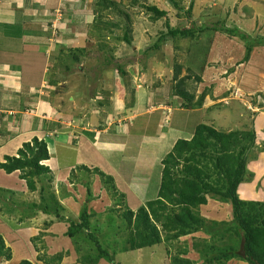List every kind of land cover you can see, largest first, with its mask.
Instances as JSON below:
<instances>
[{
    "label": "rangeland",
    "instance_id": "374dc122",
    "mask_svg": "<svg viewBox=\"0 0 264 264\" xmlns=\"http://www.w3.org/2000/svg\"><path fill=\"white\" fill-rule=\"evenodd\" d=\"M64 1L68 7L58 4L59 0L51 1L42 13L40 31L42 42L49 43L53 51L61 39L58 32L69 30L72 48L44 56L42 65L47 71L41 78L40 90L28 96V101L26 90L14 106L2 108L14 114L0 115V163L5 157L17 158V143L36 138L46 144L49 159L42 164L50 171L36 184L35 192H29L20 180L21 173L7 175L0 170V236L10 251L0 249V264H19L22 260L32 264H44L43 260L83 264L95 259L97 254L85 233L69 239L68 224L52 213L58 209L64 219L78 221L84 204L92 214L90 232L111 259L108 263L100 258L96 264H172L176 257L193 264H247L234 231H224L235 228L230 206L218 199L207 197L206 205L194 211L204 221V231L202 228L143 250L130 249L132 236L121 215L129 210L136 212L155 198L161 161L177 140L189 139L199 124L218 131L255 134L256 147L247 155V174L236 193L245 202H264V48H254L248 60L243 61L244 44L222 32L172 40L166 37L165 19L154 21L143 7L166 10L170 28H188L192 22L198 26L222 22L227 29L235 28L255 38L264 37V0H175L176 6L168 0H112L121 6L119 16L114 10L101 12V0ZM57 5L60 10L51 18ZM97 17L110 28L102 25L103 31L95 29L93 21ZM124 25H129L130 45L122 41ZM160 35H165V40L146 56L144 52ZM14 36L12 28L1 26L0 47L6 44L5 38L8 41ZM72 53L79 62L70 58ZM110 58L128 59L132 67L126 65L124 71L133 79L120 78L112 71V64L102 67ZM176 64L182 67L180 77L192 76L185 89L196 99L204 94L200 110L188 112L179 107L180 101L172 93ZM65 69H69L68 73ZM193 76L199 77V82ZM130 122L133 127L129 129ZM97 136L103 141L108 137L106 141L120 147L113 160L104 163L95 153L97 147L90 146ZM199 167L212 174L210 182L214 185L211 164L200 160ZM102 172L114 178L120 197L115 189L111 191L113 185H107ZM86 189L91 191L89 202ZM40 198H45L50 215L41 212L44 204ZM211 222L225 226L219 230ZM216 233L222 234L218 238L221 244L216 237L212 240ZM161 236L164 238L162 232ZM226 246H233L235 257L207 263L215 255L220 256ZM8 254L11 260L7 263L4 259Z\"/></svg>",
    "mask_w": 264,
    "mask_h": 264
},
{
    "label": "trees",
    "instance_id": "16d2710c",
    "mask_svg": "<svg viewBox=\"0 0 264 264\" xmlns=\"http://www.w3.org/2000/svg\"><path fill=\"white\" fill-rule=\"evenodd\" d=\"M168 1L173 6H176L175 0ZM100 5L102 8L101 12L114 10L117 11L118 16L122 15V11L119 10L121 6L112 0H101ZM143 7L151 14L154 21L165 19L167 29L166 37H170L172 40L177 38L187 40L195 38V35H201L206 32H222L228 37L238 39L244 44L245 57L243 61L248 60L254 48H264V37L257 36L251 38L245 33H240L235 28L227 29L222 22L221 24L203 23L200 26L192 22L188 28H170L166 10L158 9V7L152 5ZM188 16L190 17L189 12ZM125 18L127 19V17ZM93 22L96 26L95 29L98 31H101V28L103 31V26L110 28V24L102 23L100 17L94 19ZM114 27L118 28L119 26L114 24ZM121 30L123 31L122 41L130 45V41L127 38L130 31L129 25H124L121 27ZM164 40L165 35H160L155 44L144 52L145 55L158 50L160 43ZM79 51L84 52L85 50ZM69 56H71L70 58L74 62H79L78 57L73 53ZM110 64L113 67L112 71H115L122 79L127 77L124 67L126 65L132 67V63L128 59L112 60L110 58V60H106L101 65L102 67H108ZM64 71L68 73L69 69H65ZM181 72L182 67L178 64L174 65L172 93L180 101L179 107L181 109L188 112L200 110L203 106L204 94L196 99L193 94L188 92L185 89V84L192 79V76L180 77ZM189 74L192 73L189 71ZM193 77L194 80L199 82V77ZM255 142V134L251 131H218L206 124L197 125L189 139L177 140L171 151L161 161L160 182L155 198L141 205L136 209V212L129 210L121 215L132 236L129 241L130 249L133 251L149 249L161 244L163 241L170 242L202 229L204 227V221L194 211L199 207L205 206L207 197H210L211 199H218L223 204H229L235 228L233 230L232 227H229L224 231L227 232L230 229L232 230L229 232L234 231V235L237 236L235 238H238L239 241L237 243L241 245L243 261L247 264H264V202H245L240 200L236 193L237 188L244 181L247 174L245 169V165L248 162L247 155L253 153V148L256 147ZM48 159L46 144L43 141H38L36 138H33L31 142L23 144L20 150L17 151V158L5 157L3 163H0V170L7 175L14 172L21 173L20 180L25 182L27 190L29 192H35L36 184L41 183L40 179L47 176L50 172L42 164L48 161ZM200 160H205L211 164L212 172L215 175L214 185L210 182L212 174L210 176L199 167ZM82 170H85V167ZM93 171L98 173L100 170L94 168ZM102 176L107 179V185H113L111 191L115 189L116 196L120 197L121 195L118 194L116 186L113 184L114 178L107 174ZM86 191L87 201L89 202L91 191L88 189ZM42 193H44L43 188L40 190L41 196ZM40 199L44 204L41 212L45 215H50V208L45 198ZM134 203H138V201ZM50 204L52 205V202ZM88 209L86 204H84L79 213L78 221L64 219L59 215L58 209L52 213L58 220L68 224L66 237L74 239L76 236L85 233V237L93 245L97 254L94 257L95 259H90L83 264H96L95 260L100 258L111 263L107 250L102 248L97 236L90 232L89 220L92 214ZM211 223L219 230L225 226L222 222ZM161 232L164 238L161 236ZM219 233H216L217 236L212 235V240H215L216 237L218 243V238L220 237L221 239L222 237V234L218 236ZM5 247L4 240L0 236L1 252L9 251V248L6 249ZM219 253L220 256L215 255L207 263H212V261L225 262L235 257L233 246H226ZM202 254L206 255L207 253L204 252ZM4 260L8 263L11 260V255L8 254ZM53 262L43 260L44 264H52ZM172 262V264H193L192 261L187 259L183 260L181 257L174 258ZM19 264L32 263L27 260H22Z\"/></svg>",
    "mask_w": 264,
    "mask_h": 264
},
{
    "label": "crops",
    "instance_id": "0c3cea01",
    "mask_svg": "<svg viewBox=\"0 0 264 264\" xmlns=\"http://www.w3.org/2000/svg\"><path fill=\"white\" fill-rule=\"evenodd\" d=\"M51 1L52 0H0V27L12 28L16 35L8 41L5 38L4 42L6 44L4 45L3 43L2 48L0 47V55L3 56L0 60V115L3 113H8V115L14 114L5 112L2 108L7 105L14 106L16 100L21 98V95L24 94L26 90L28 94L25 99H27V101L29 97H32L33 93L40 90L43 85L41 78L46 76L47 71L42 65V58H44V56L48 58L51 54L57 55L60 52L72 48V42H70L71 40L68 38L69 30L64 33L58 30V35L61 39L57 41L54 48L55 50L53 51L50 50L51 46L49 43L42 42L43 35H41L40 31L42 13L52 4ZM60 3H65L66 7L69 6L67 1L59 0L58 4ZM57 10H60L58 5L52 10L50 14L51 18L53 17L52 13ZM72 13L74 14V12ZM67 14L68 11L66 10V16ZM64 30L67 29L63 28V31ZM10 40L13 44H17L16 47H13ZM8 43L11 46H9ZM128 76L133 79L132 74H127V79H129ZM146 100L145 102H147ZM131 110L133 112V107ZM146 113H149V111ZM130 123L131 124L128 126L129 129L133 127V122ZM107 139L108 137L103 141L98 137L94 139V143L90 145L91 147H97L95 153H97V156L100 160H103L104 163L113 160L116 156V152H120V147L114 145V142L106 141ZM9 143L14 142L11 141ZM22 145L21 143H17L14 151H18L17 149L19 147L21 148ZM1 159L3 158L1 157ZM125 187L129 190L128 186L125 185Z\"/></svg>",
    "mask_w": 264,
    "mask_h": 264
}]
</instances>
